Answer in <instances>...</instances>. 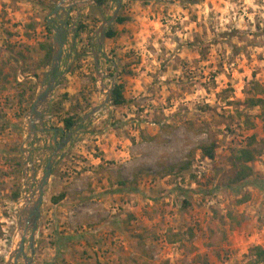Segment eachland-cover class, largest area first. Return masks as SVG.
<instances>
[{
	"label": "rangeland",
	"instance_id": "374dc122",
	"mask_svg": "<svg viewBox=\"0 0 264 264\" xmlns=\"http://www.w3.org/2000/svg\"><path fill=\"white\" fill-rule=\"evenodd\" d=\"M81 1L69 0L70 16L61 19L68 29L66 46L77 43L85 60L72 79V92L77 94L83 87L78 97L95 106L115 84L122 83L131 101L122 107L111 102L90 120L80 121L81 146L92 156L74 154L61 160V165L85 168L105 158L106 169L101 173L105 178L95 179L99 181L96 189L107 198L99 202L87 195L73 196L54 204L52 196L63 190L58 186L63 180L58 178L64 172L58 166L55 179L46 187L33 264H253L249 248L264 246V152L251 163L253 177L239 184L230 180L238 148L252 134L264 142L260 109L242 104L252 95L254 82L264 84V0H122L118 16L128 20L112 23L108 30L119 35L106 37L102 44L98 29L104 18L112 16L117 0L103 7L96 0ZM58 2L0 0V68L4 65L13 73L22 67L14 58L18 53L28 55L33 67L42 56L40 42L53 43L61 23L52 17ZM81 23L87 27L78 33ZM49 68L43 70V78ZM91 73L98 79L96 87L87 81ZM9 87L0 92V224L4 232L0 264H8L20 240V212L32 173L30 164L26 176L29 153L21 151L24 107L20 104L7 115L4 111V105L11 103L8 92H15L18 85L12 82ZM6 118L13 122V129L2 125ZM249 118L252 128L246 123ZM61 125L51 118L50 130L38 133L41 139L47 133V138L42 145L46 151L32 153L37 178L56 145L52 129H64ZM144 133L155 139H144ZM212 140L217 143L216 157L205 158L200 145ZM15 159H23L22 173H14ZM187 162L190 168L170 172L171 166L180 168ZM76 176L73 170L64 177L71 181ZM119 180L127 183L120 185ZM19 185L21 196L13 200ZM247 194L250 199L241 203ZM213 233L222 238L219 245H213ZM156 252L160 257L155 258Z\"/></svg>",
	"mask_w": 264,
	"mask_h": 264
},
{
	"label": "water",
	"instance_id": "95a60500",
	"mask_svg": "<svg viewBox=\"0 0 264 264\" xmlns=\"http://www.w3.org/2000/svg\"><path fill=\"white\" fill-rule=\"evenodd\" d=\"M69 0H59L54 10L52 11V17H58L60 20L65 16L68 18L71 13V8H68ZM122 6V0H117V7L114 10L112 16L107 19L104 18L103 23L98 29L99 33V43L102 44L103 40L106 38V32L109 26L117 20L119 10ZM62 12V13H60ZM75 25V22L73 23ZM68 32L67 25L61 20L60 24H57L55 28L54 36V53L52 57V62L47 73L43 84L40 86V89L32 103V106L27 114V134L25 137L24 145L21 148V151L25 153L28 151L29 155L25 159V173L27 176V166L31 164V181L27 184L28 189L30 190L29 195L25 197V204L20 212V221L19 228L26 225L24 229V234L19 240L16 249L12 252L8 264H20L19 261L21 258L25 260V264L34 263V254L36 247V228L40 219L44 196L46 187L50 184L54 170L59 162L61 155L64 153L65 149L72 145L73 138L75 135L79 134V127L74 128V130L65 133L64 129L53 128L56 145L52 149V152L46 162L43 173L40 178H37L38 168L36 164L33 163L32 152L30 149L26 148L25 145L31 144L36 138L38 133L48 132V120L50 118V104L52 96L61 82L64 72H62V60L65 54L66 47V34ZM94 58L96 63L97 76L101 75L100 63L98 57V51L95 50ZM113 89H111L106 98L100 103L95 105L91 110L85 113L81 122L84 123L87 120H90L92 116L98 113L102 108L109 105L112 102ZM59 134H62L60 140L57 141ZM34 182L36 183V189H33ZM29 245L31 255L28 256L25 250L26 246V237L29 234Z\"/></svg>",
	"mask_w": 264,
	"mask_h": 264
},
{
	"label": "crops",
	"instance_id": "0c3cea01",
	"mask_svg": "<svg viewBox=\"0 0 264 264\" xmlns=\"http://www.w3.org/2000/svg\"><path fill=\"white\" fill-rule=\"evenodd\" d=\"M70 46L71 47H69V49H68V45L66 46L65 54H64V57L62 60V66H61L62 69L66 67L67 72L65 71L61 82L59 83L58 87L56 88L52 96L51 104H50V111H49V116L53 119V121L58 120L60 123H62L61 121L62 118H64L68 114V111L71 109V106L75 105L78 100L79 101L81 100L80 97H78V95H81L83 91V87H81V89L79 90L77 94H76V91L72 92L71 90L70 85L73 82L72 79L75 77V74H79L81 72L82 70L80 66L82 63L81 61L84 62L85 60L81 59L83 55L79 54L77 43L75 44L74 42H71ZM41 52L43 56L44 52L43 51ZM42 56H39L38 60L34 62L33 67H31V64H29V62L30 63H33V62L30 59V57L28 55L25 56L21 53L20 54L18 53L17 55H14V58L18 60V62L20 63L22 67H18L16 71H14L13 73L8 72L6 70V67H3L4 65L2 66V68H0V92H3L4 90H7V89L9 90L10 89L9 86L12 82H14V85L16 86L18 85L17 90H14L15 92H12V91L8 92L10 95L9 97L10 101L8 102H11V103L4 105V111L7 115L8 112L10 113L14 109L21 108L20 104H22V107H24V111L22 112V114H24L23 123L25 124V133H24L25 137L27 134L28 111L30 110L32 106V103L40 89V86L43 84L45 78L47 77V74L44 78H43V75H41L42 72H44L43 70L47 69L45 66H42V65L40 66L39 61ZM24 65H28V66L25 67ZM10 74L13 77H11ZM64 79H66V81H63ZM63 94H69V98L63 99L62 98ZM55 102H57V106L59 108L57 109L58 111L56 110L53 111V114H55V117H54V115H52V109H53ZM1 122H2V125H4L3 123H6V127L8 129H11V128L13 129V126H11L13 125V122H10V120L7 119ZM61 127H63V123ZM40 135L41 134L37 135L38 138L34 143H31L28 145L29 146L28 149H30L31 152L35 156L37 155L36 154L37 150L39 153L46 151V149L43 148L42 145L44 142L43 140L47 138L46 137L47 133L43 134L44 139H41ZM59 135L60 137L62 136V134H59ZM82 138H84V135L81 136V133L79 132V134L73 138L72 145L65 149L64 153L61 155L59 159L60 161L58 162L54 170L50 184L53 181L57 167L61 166L60 171H63L64 175H63V178H61L60 176L58 180L60 181L63 180L64 182L62 181L61 184H59L58 186L63 189L64 187H67V191H68L67 197L64 200H71V198L73 199V196L77 197V196L87 195L88 198L92 199V197H94L95 200L102 202L103 200L107 198L106 197L107 195L104 191L101 192L100 190L96 189L97 185L99 184V181L98 180L96 181L95 178L103 177V174L101 173L105 171L106 169V166L103 163L105 158H100L101 160L99 163L93 164V165L91 164V166L88 165L87 167L85 166V168L84 166H81V165H75V168L73 167V169H71L70 166H68V164L67 165L64 164L63 167L61 165V162H62L61 160H66L68 156L72 158L74 154L82 155L86 153L87 149L81 146V143L84 142V140L82 141ZM54 141H55V138H54ZM86 154H90L92 156V154L89 151H87ZM44 155L45 154L41 153L42 158ZM73 170H75V175L77 176L75 178L73 177L72 178L73 180L69 181L68 180L69 177H64V176H66V173L68 172H73ZM86 178H88L87 182H86ZM120 181H123V180H119L118 182L121 185L122 183H120ZM115 186H117V182H115ZM86 189H88V191H85ZM155 255L160 257V254L158 252H156ZM169 257H171V255Z\"/></svg>",
	"mask_w": 264,
	"mask_h": 264
},
{
	"label": "trees",
	"instance_id": "16d2710c",
	"mask_svg": "<svg viewBox=\"0 0 264 264\" xmlns=\"http://www.w3.org/2000/svg\"><path fill=\"white\" fill-rule=\"evenodd\" d=\"M110 0H96L97 4L99 6H107ZM128 18L123 15H119L117 18V22L120 24H124ZM87 25L81 23L79 27L77 28L78 33H82L86 30ZM119 35V33L116 30H113L112 28L106 32V37L108 38H115ZM91 39H89V44H91ZM39 50L43 51L44 54L40 59V66H45L48 68L51 65L52 57L54 53V45L51 41H43L39 44ZM63 81H66L64 79ZM87 81L93 84V87H96L98 79L96 78L94 73H91ZM251 96H248L245 101L242 103L244 108L248 109H254L258 108L260 109L261 113L258 115V117L264 121V84L258 82H254L252 86ZM63 99L69 98V94H63ZM130 101L126 95H125V85L122 83L115 84L113 87V95H112V105L116 107H122L125 105L130 104ZM94 104H85L83 101H77V103L73 106H71V109L68 111V114L62 118L63 128L65 131H72L74 128L78 127L82 115L88 111L91 107H93ZM59 107L57 106V102L54 103L53 109H52V115L53 111H58ZM239 112V110H238ZM249 128L254 127L253 121H251V118H249L246 121ZM146 140H153L155 139V136H150L149 134H143L142 136ZM37 140V138L32 142L34 143ZM200 149L202 151L203 157H207L210 159H214L216 157V151H217V143L215 140H212L210 142H204L200 145ZM264 152V142H261L257 139L256 134H252L248 138L247 144H245L243 147L238 148L236 153L234 154V173L231 178V184L233 183H241L244 180H247L254 176V168L251 165L257 157L262 155ZM16 166L14 168V173H22V166L24 165L23 159L16 160ZM191 164L190 162H187L185 165H182L180 168L177 166H171L170 172L174 173H180L183 170H186L190 168ZM120 183L125 184L127 182L120 181ZM236 189V188H235ZM68 191L67 187H64V189L58 193L54 194L52 196V202L54 204H58L61 201H63L67 197ZM21 196V188L20 185L18 188H16L13 192L12 199L17 200ZM250 199L249 194H247L244 198L240 200V202H246ZM185 206L189 204L186 200L184 201ZM191 236L194 237L195 234L193 231L190 230ZM224 234V232H223ZM4 235L2 226L0 224V238H2ZM225 237V236H224ZM222 238L214 237V233L212 234V243L213 245H219ZM250 254L253 256V264H264V246L260 245H252L250 248Z\"/></svg>",
	"mask_w": 264,
	"mask_h": 264
},
{
	"label": "bare ground",
	"instance_id": "6f19581e",
	"mask_svg": "<svg viewBox=\"0 0 264 264\" xmlns=\"http://www.w3.org/2000/svg\"><path fill=\"white\" fill-rule=\"evenodd\" d=\"M88 2V0H82L80 3L81 4H86ZM26 228V225H24L23 227H22V233L21 234H19V238H20V240H21V238H22V236H23V234H24V229Z\"/></svg>",
	"mask_w": 264,
	"mask_h": 264
},
{
	"label": "built area",
	"instance_id": "2783aa9c",
	"mask_svg": "<svg viewBox=\"0 0 264 264\" xmlns=\"http://www.w3.org/2000/svg\"><path fill=\"white\" fill-rule=\"evenodd\" d=\"M50 119H51V117L49 118V120H48V123H49ZM155 258H158V256H157V255H155Z\"/></svg>",
	"mask_w": 264,
	"mask_h": 264
}]
</instances>
